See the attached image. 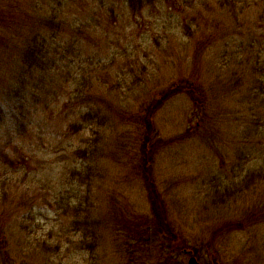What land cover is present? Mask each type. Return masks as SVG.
Masks as SVG:
<instances>
[{
  "label": "rangeland",
  "instance_id": "rangeland-1",
  "mask_svg": "<svg viewBox=\"0 0 264 264\" xmlns=\"http://www.w3.org/2000/svg\"><path fill=\"white\" fill-rule=\"evenodd\" d=\"M218 1L189 0L196 5L190 12L179 13L170 10L167 3L149 0L142 13L136 15L125 0H0V9L10 12L17 22L28 13L40 17L54 15L70 24L84 22L82 15L90 17L88 11H96L92 15L95 30L84 47L94 60L92 64L83 62V66L90 71L86 73L88 79L95 81L93 93L105 101L103 108L111 104L117 115L122 114L120 119L132 111L139 112L170 84L197 70L211 89L205 108L196 111L190 98L180 94L170 98L154 118V125L163 137L160 139L168 141L157 152L152 165L157 187L167 197L161 205V220L165 221L166 216L176 226L174 229L183 232L190 246L195 245L186 249L201 264H210L212 258L215 264H264V223L231 232L225 238L222 235L213 238L218 235L213 232L214 223L224 217L220 213L230 211L229 207H215L213 200L219 190L223 192L224 186L244 185L245 176L258 171L264 163L262 144L245 146L248 153L257 150L254 154L258 159L237 160L242 146L240 134L252 115L251 105L247 106L245 99L253 74L247 68L246 77L240 82L232 61V47H246L249 53L250 46H257L256 40L251 41L252 35L256 39L262 37V2L247 0L250 7L242 13L237 11L236 16H222L220 23ZM182 17L186 18L185 22ZM2 30L6 34L11 31L8 27ZM228 34L231 36L223 38ZM13 35L20 43L21 37ZM13 48L0 45V54L13 53ZM226 50L229 51L227 62L218 67ZM87 56L82 52L83 58ZM196 57H200L197 63ZM8 58L2 57L1 72L10 69L6 66ZM83 58L76 57L78 66ZM65 73L67 92L60 96L59 109H63L64 100L73 98L75 92L72 72ZM263 98L262 95L259 101ZM62 111L66 115L71 113L70 108ZM201 112L208 118L202 119L203 115L197 114ZM62 117L52 119L49 128L47 125L34 128L36 136L30 141L33 146L25 151L32 160L31 171L26 167L13 172L14 168L3 167L0 161V190H4L0 192V261L5 259V264H11L12 260L13 264H159L160 249L150 243L145 246L147 243L139 240L138 233L148 226L144 217H152L155 212L148 189L141 181L142 172L149 168L139 167L130 155L140 133L136 123H143L145 116L133 115L126 126L115 123L110 127L104 134L108 140L105 150L109 153L101 152L100 147L99 157L84 165L74 149L84 146V140L95 135L87 127L67 133L65 125L72 116L63 120ZM236 118L242 120L240 125ZM193 124H199V129ZM188 130L187 139H178ZM101 140L102 135L99 143ZM5 152L7 157L16 155L12 147ZM263 181L256 179V193L241 194L234 214H230L251 216L260 212L259 207L264 209ZM139 224L142 229H138ZM207 244L221 248V256L207 255ZM199 248L200 255L192 251ZM183 250L179 259L188 264L190 256L184 255Z\"/></svg>",
  "mask_w": 264,
  "mask_h": 264
},
{
  "label": "trees",
  "instance_id": "trees-1",
  "mask_svg": "<svg viewBox=\"0 0 264 264\" xmlns=\"http://www.w3.org/2000/svg\"><path fill=\"white\" fill-rule=\"evenodd\" d=\"M125 1L135 15L142 13L146 6L145 3L149 2V0ZM152 1L150 0V3ZM157 2L162 5L167 3L166 6L170 10L179 11V13L190 12L193 5H196L194 2L190 3L189 0H157ZM260 2H262L263 6V16L260 22L264 26V0H260ZM240 3L241 5L239 6ZM250 4L251 2L247 0H219V11L217 10V14L220 18L218 21L221 23L222 16H236L237 11L240 13L244 12L247 7H250ZM94 12L96 11L90 9L88 11V14H91L90 17L82 15L84 22L79 23L78 21L76 23L74 21L70 24L66 20H58L54 15L51 17H40L38 14L28 13L20 22H17L10 12L6 13L0 9V45H5V47L14 46L12 50H15V52L10 54H0V64H2L3 56L10 57L8 58L9 64L6 65L10 69L6 72L0 71V161L3 162V167L9 165L14 168L13 172L24 170L26 167L31 171L30 164L32 160L28 158L29 156L26 155L28 153H25V151L30 150L33 146L30 141L32 136H36L34 128L41 125H47L49 128L53 124L52 119H55L56 116H63V120L71 115V121L65 125L67 133H76L87 127L95 135L92 139L84 140V146L79 145L74 149L76 156L84 160L82 164L84 165L86 161H92L99 157L100 147H102L101 152L109 153L108 150H105L108 147V140L104 139V134L110 127L115 123H117V126H126L128 120L133 118V115H138V118H143L142 115H144L143 123L140 121L136 123L141 134L139 133V136L136 135L134 154L130 151V155H133L132 159L137 161L139 167L142 165L149 168V171L144 169V172H142L141 181L148 189V197L152 201V207L155 212L152 217H144V221L148 226L138 232L139 240L143 244L144 242L147 243L145 246L150 243V246H156L160 249L159 264H183L182 260L180 261L179 259L180 251L186 248L191 249L195 245L190 246L183 232L179 229H174L176 226L174 227L173 223H171L172 221H169L166 216L165 221L161 220L163 218V214L160 211L162 209L161 205L167 197L157 187L156 180L153 178L152 165L155 155L160 148L168 144V141L165 140L164 142L160 139L163 137H161L154 125V118L170 98L180 94H185L190 98L196 111H202L205 108L206 101L210 99L209 91L211 89L208 85L209 83L203 80L201 75H198L197 70L193 71L179 81L170 84L165 91L155 97L152 103L144 104L139 112L132 111V113L126 114L127 116L124 114L122 119H120L122 114L117 115V110H113L111 104L105 105L106 108H103L105 101L101 99V96L93 93V87L96 85L95 81L91 78L88 79L86 73L90 71L89 69L85 70V66H83V62L91 61L89 64H92L94 60L91 58L93 56L89 55L84 49L86 46L85 41L88 40L89 34L91 35L92 30H95V20L92 18ZM111 15L113 16L114 14L111 12ZM215 20L217 22L216 17ZM182 21L185 22L186 18L182 17ZM5 27L11 29L9 34L2 30ZM14 33L17 34V37H21L20 43L14 40L16 38L13 35ZM67 35H70V37ZM230 36L229 34L224 35L223 38ZM232 36L234 35L232 34ZM254 40H256L257 46L254 48L250 46L249 53H247L246 47H232V61L236 64L234 72L238 73L240 82L244 81L247 68L253 74L250 81L251 84L248 87V97L245 99L247 106L248 104L249 107L251 105L250 111L252 115L250 120L249 118L247 119L248 126H245L240 134L243 135L240 138L242 146L238 150L240 155L237 160L240 161L258 159L254 154L257 150L251 153L246 152V144L250 147H260V144H262L260 152L262 156L264 155V98L259 101L260 97L264 96V33L262 37L257 39L253 38L252 35L251 41ZM211 43L212 41L208 46ZM82 52H85L88 56L83 58ZM77 56L83 58L79 66L76 60ZM228 56L229 51H224L220 61H218V67L227 62ZM198 61H200V57H196V63ZM96 63L100 64V61L96 60ZM197 67L199 68L200 65H197ZM77 68L81 71H78ZM65 72H68L67 74L72 72L73 88L76 93L74 92L73 98L64 100L63 109H59L60 96L67 92L66 80H64ZM56 104L57 107H55ZM65 108H70L71 113L68 115L62 114V110L65 111ZM58 111L59 114L54 115ZM197 114H202V119L208 118L203 112ZM208 114L209 117L213 116L210 111ZM236 122L237 125L238 123L240 125L242 120L236 118ZM193 126L199 129V124H193ZM67 133H63V135ZM189 134L190 130L180 135L178 139L182 138V140H185L190 136ZM100 135H102V143L105 141L103 146L102 143H99ZM10 147L16 150V155L7 157L5 151ZM3 173L5 174V172ZM77 174L81 175V173ZM245 178L246 182L244 185L224 186L221 189L223 192L219 190V195L216 194L218 196L215 201L213 200L215 207H229L230 211H226L224 214L220 213L224 217L222 221L214 223L216 227L213 232L218 235H214L213 238L216 236L221 237V235L225 238L231 232L245 231L251 225L264 223V209L262 207L258 208L260 212L256 215L255 213L251 216L241 213V217L232 215L236 208L235 204H238L239 198L241 199L242 197L240 195L245 191L253 193L257 185L255 183L256 179L264 180V163L261 164L258 171L249 172ZM1 191L4 193V190ZM0 194L2 195V193ZM18 197L20 196L18 195ZM233 197V201L229 202ZM3 198H6V194L3 195ZM213 215L216 218L217 214L214 213ZM30 217L34 218L31 215ZM160 220L161 222H159ZM166 221L169 222L167 223ZM152 223L159 227H153ZM138 226V229H142L140 224ZM192 251L198 253V255L202 254L200 248L192 249ZM220 253H222L221 248L217 249V247L213 248L208 245L207 255L210 257H213L214 254L221 256ZM4 260L0 261V264H5L6 260ZM13 263L14 261L12 260L11 264ZM215 263L216 260L212 258L210 264Z\"/></svg>",
  "mask_w": 264,
  "mask_h": 264
},
{
  "label": "water",
  "instance_id": "water-1",
  "mask_svg": "<svg viewBox=\"0 0 264 264\" xmlns=\"http://www.w3.org/2000/svg\"><path fill=\"white\" fill-rule=\"evenodd\" d=\"M183 254L186 255L188 254V251L187 250H184L183 251ZM189 264H200L199 261L197 260V258L195 256H191L189 258V261H188Z\"/></svg>",
  "mask_w": 264,
  "mask_h": 264
}]
</instances>
